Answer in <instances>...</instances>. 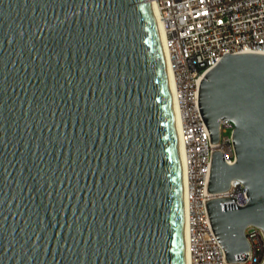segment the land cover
<instances>
[{"label": "water", "instance_id": "95a60500", "mask_svg": "<svg viewBox=\"0 0 264 264\" xmlns=\"http://www.w3.org/2000/svg\"><path fill=\"white\" fill-rule=\"evenodd\" d=\"M212 155L206 202L228 263L264 233V55L197 81ZM0 264H187L184 171L149 0H0Z\"/></svg>", "mask_w": 264, "mask_h": 264}, {"label": "built area", "instance_id": "2783aa9c", "mask_svg": "<svg viewBox=\"0 0 264 264\" xmlns=\"http://www.w3.org/2000/svg\"><path fill=\"white\" fill-rule=\"evenodd\" d=\"M160 12L174 72V95L182 115L181 140L186 157L187 224L190 264H264V233L248 227L251 255L228 263L207 209L209 200L235 199L247 205V190L233 181L224 193L211 194L212 155L222 151L225 162L237 161L233 144L235 126L220 122V142L211 144L208 127L197 102V81L226 54L264 55V0H149ZM231 129V134L224 133Z\"/></svg>", "mask_w": 264, "mask_h": 264}, {"label": "bare ground", "instance_id": "6f19581e", "mask_svg": "<svg viewBox=\"0 0 264 264\" xmlns=\"http://www.w3.org/2000/svg\"><path fill=\"white\" fill-rule=\"evenodd\" d=\"M152 11L156 17L157 24H158V29L161 33V43L164 49L165 53V58H166V63H167V69H168V77H169V85H170V91H171V97H172V104H173V110H174V116H175V122H176V129H177V135H178V141H179V147H180V152H181V158H182V164H183V171H184V198H185V224H186V250H187V264H190V253H189V231H188V224H187V198H186V185H187V180H186V157H185V151H184V145L181 140V134H182V115L180 111L179 104L176 100V97L174 95L175 91V83H174V72L172 69V64H171V58H170V53L167 47L166 43V31L164 28L163 21L160 16L159 9L154 5L151 4Z\"/></svg>", "mask_w": 264, "mask_h": 264}, {"label": "rangeland", "instance_id": "374dc122", "mask_svg": "<svg viewBox=\"0 0 264 264\" xmlns=\"http://www.w3.org/2000/svg\"><path fill=\"white\" fill-rule=\"evenodd\" d=\"M231 134V129H228L226 133H224V136L230 135Z\"/></svg>", "mask_w": 264, "mask_h": 264}]
</instances>
